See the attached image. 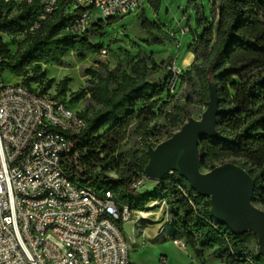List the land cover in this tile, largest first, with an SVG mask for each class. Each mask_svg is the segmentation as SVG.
Wrapping results in <instances>:
<instances>
[{"label": "trees", "instance_id": "16d2710c", "mask_svg": "<svg viewBox=\"0 0 264 264\" xmlns=\"http://www.w3.org/2000/svg\"><path fill=\"white\" fill-rule=\"evenodd\" d=\"M148 2L156 11L160 10L162 0ZM70 5L71 0H60L53 17L30 32L41 14V1L19 5L0 1L1 72L8 69L29 88L40 83L41 93H45L53 87V79L47 78L43 64L62 65L63 58L71 51L83 58L86 53L104 47V42L98 45L92 41L91 32L118 18L97 21L84 34H75L69 28L77 13L71 11ZM196 6L200 9L198 2ZM211 7L212 19L204 23L199 18L202 32L188 48L195 54L190 68L171 73L157 83L149 75L160 71L161 66L151 59V65L144 62L133 66L132 73H124L113 88L110 77H98L88 87L71 93L70 106L71 102L91 95L102 108L90 117L79 112L87 120V127L72 136L76 147L69 154L74 157L77 153L78 157L70 161L66 156L62 165L79 185L92 188L100 196L112 191L117 201L131 211H147L151 202L166 200L175 221L171 238L185 241L197 255L211 250V256L222 264H264L258 243L254 246L257 235L252 231L234 234L227 225L218 222L211 213L210 198L196 192L178 172L167 174L152 191L134 189L137 179L126 173L134 170L136 174H145L147 150L140 158L132 156L127 170L121 169L124 156L118 151L132 124L136 123L142 137L147 138L156 134L155 128L149 126L150 121L165 114L178 124L171 137L188 116L186 106L181 107L182 114L165 109L178 84L188 81L207 106L209 84L213 82L218 87L223 109L217 118V128L225 139L201 138V167L211 170L227 161L241 165L255 180L253 202L264 205V0H211ZM5 37L15 43L14 49L7 45ZM195 76L201 82L199 89H195ZM70 81L66 77L58 83L56 98L66 101ZM190 103H193L191 98ZM111 170L121 174L112 177ZM123 224L118 222L121 230Z\"/></svg>", "mask_w": 264, "mask_h": 264}, {"label": "built area", "instance_id": "2783aa9c", "mask_svg": "<svg viewBox=\"0 0 264 264\" xmlns=\"http://www.w3.org/2000/svg\"><path fill=\"white\" fill-rule=\"evenodd\" d=\"M40 1L30 32L59 8L60 0ZM146 2L71 0L77 15L69 30L82 35L97 21L140 13ZM21 81L5 83L0 68V264H133L118 222L148 210L131 211L114 192L100 196L69 177L62 160L78 157L69 155L76 147L72 136L86 129L87 120L68 104L69 96L64 101L55 97L57 91L41 93L40 83L29 88ZM146 178L132 187L140 191ZM174 243L186 247L182 240Z\"/></svg>", "mask_w": 264, "mask_h": 264}, {"label": "rangeland", "instance_id": "374dc122", "mask_svg": "<svg viewBox=\"0 0 264 264\" xmlns=\"http://www.w3.org/2000/svg\"><path fill=\"white\" fill-rule=\"evenodd\" d=\"M197 2L200 9L196 6ZM212 15L211 0H162L159 11L146 2L140 13L125 15L110 25L105 24L103 29L91 32L92 41L98 45L104 42V47L86 53L83 58L71 51L63 58L62 65L43 64L42 68L46 69L47 78L53 79L51 95H54L58 83L66 77L71 79L65 95L70 98L72 92L88 87L90 81L98 77H110V87L113 88L124 73H132L133 66L143 65L144 62L151 65V59H155L161 69L150 73L149 79L161 83L169 74L181 70L182 60L188 48L194 38L202 32L199 18L206 23L212 19ZM185 28H188L187 32H183ZM5 40L11 49L15 48V43L11 39L5 37ZM2 80L5 83H16L21 78L5 69ZM195 82V89H199L201 82L197 76ZM172 87H175V82ZM174 93L175 96L166 105V110H175L182 114L181 107L186 106L188 111L186 121L190 117L202 118L206 105L194 93L188 81L179 83ZM190 98L193 103L189 104ZM71 104L76 111L88 117L102 108L91 95ZM149 126L155 128L156 134L147 138L142 137L141 128L136 123L128 129L127 137L118 151V154L124 156L121 169L127 170L129 167L127 163L132 156L142 157L147 145H158L178 128V124H174L165 114L153 118ZM202 170L207 171L203 168ZM120 174L115 170L109 172V175L116 178ZM126 174L133 180L147 177L146 174H136L134 170ZM159 183V180L147 177L140 192L152 191ZM258 206L264 209V205ZM147 212L149 214L145 217L135 214L132 221L123 224V233L130 245V258L133 264H222L220 260L211 256V250L197 255L185 241L186 247L174 243L171 232L175 221L166 200L158 201Z\"/></svg>", "mask_w": 264, "mask_h": 264}, {"label": "water", "instance_id": "95a60500", "mask_svg": "<svg viewBox=\"0 0 264 264\" xmlns=\"http://www.w3.org/2000/svg\"><path fill=\"white\" fill-rule=\"evenodd\" d=\"M222 112L218 87L211 82L202 118L190 117L171 137L156 146H148L145 174L161 181L167 174L178 172L196 192L210 198L211 213L218 222L227 225L234 234L255 233L264 258V209L253 202L252 175L233 161L207 171L201 167V138L225 139L217 128V118Z\"/></svg>", "mask_w": 264, "mask_h": 264}, {"label": "crops", "instance_id": "0c3cea01", "mask_svg": "<svg viewBox=\"0 0 264 264\" xmlns=\"http://www.w3.org/2000/svg\"><path fill=\"white\" fill-rule=\"evenodd\" d=\"M195 59V54L190 50H187L183 60H182V67L180 69H188L190 68L191 64ZM20 81V80H19ZM222 263V262H221Z\"/></svg>", "mask_w": 264, "mask_h": 264}, {"label": "bare ground", "instance_id": "6f19581e", "mask_svg": "<svg viewBox=\"0 0 264 264\" xmlns=\"http://www.w3.org/2000/svg\"><path fill=\"white\" fill-rule=\"evenodd\" d=\"M147 214V213H146ZM146 214L144 216H146ZM149 214V213H148Z\"/></svg>", "mask_w": 264, "mask_h": 264}]
</instances>
